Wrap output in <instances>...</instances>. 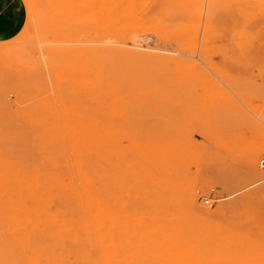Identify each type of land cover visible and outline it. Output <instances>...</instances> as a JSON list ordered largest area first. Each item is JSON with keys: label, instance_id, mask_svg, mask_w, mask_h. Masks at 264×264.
Here are the masks:
<instances>
[{"label": "rangeland", "instance_id": "obj_1", "mask_svg": "<svg viewBox=\"0 0 264 264\" xmlns=\"http://www.w3.org/2000/svg\"><path fill=\"white\" fill-rule=\"evenodd\" d=\"M21 1L0 264H264V0Z\"/></svg>", "mask_w": 264, "mask_h": 264}, {"label": "crops", "instance_id": "obj_2", "mask_svg": "<svg viewBox=\"0 0 264 264\" xmlns=\"http://www.w3.org/2000/svg\"><path fill=\"white\" fill-rule=\"evenodd\" d=\"M26 19L21 0H0V41L17 35Z\"/></svg>", "mask_w": 264, "mask_h": 264}, {"label": "bare ground", "instance_id": "obj_3", "mask_svg": "<svg viewBox=\"0 0 264 264\" xmlns=\"http://www.w3.org/2000/svg\"><path fill=\"white\" fill-rule=\"evenodd\" d=\"M85 183V182H84ZM37 199V198H36ZM16 203V202H15ZM87 207V206H86ZM60 208V207H59ZM58 208V209H59ZM66 211V210H65ZM68 211V210H67ZM67 213V212H66ZM57 217V216H56ZM77 217V216H76ZM79 218V217H78ZM80 218H83V216L82 217H80ZM76 219V218H75ZM57 220V219H56ZM73 220H74V218H73ZM77 220V219H76ZM69 221H71V220H69ZM57 222H58V220H57ZM67 222V221H66ZM14 226V225H13ZM72 226V225H71ZM86 229V228H85ZM89 231V230H88ZM75 234V233H74ZM81 234V233H80ZM79 235V234H78ZM40 236V235H39ZM34 237V236H33ZM41 237V236H40ZM81 237V236H80ZM82 245H85V244H82ZM84 247H86L87 248V246H84ZM86 252V251H85ZM64 253V252H63ZM91 253V252H90ZM176 259V258H175ZM78 262V261H77Z\"/></svg>", "mask_w": 264, "mask_h": 264}, {"label": "built area", "instance_id": "obj_4", "mask_svg": "<svg viewBox=\"0 0 264 264\" xmlns=\"http://www.w3.org/2000/svg\"><path fill=\"white\" fill-rule=\"evenodd\" d=\"M260 165L264 168V159L261 160ZM206 203H209V199L206 200Z\"/></svg>", "mask_w": 264, "mask_h": 264}]
</instances>
